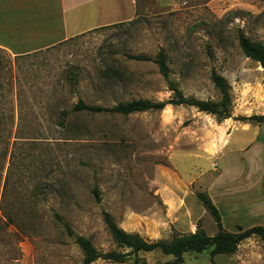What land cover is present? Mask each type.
Here are the masks:
<instances>
[{"label": "rangeland", "instance_id": "rangeland-1", "mask_svg": "<svg viewBox=\"0 0 264 264\" xmlns=\"http://www.w3.org/2000/svg\"><path fill=\"white\" fill-rule=\"evenodd\" d=\"M117 1H107L109 19L124 20L17 56L0 47V264H85L64 224L101 251L116 249L105 210L151 240L199 224L214 235L198 191L216 203L226 229L264 226V147L254 144L264 146V123L239 119L264 114V69L238 44L239 29L264 40V0H135L131 18L126 0ZM162 50L169 79L187 96L218 100L210 75L222 74L231 116L171 104L128 115L71 109L80 97L109 107L168 99L157 63L124 54ZM110 65L125 75L107 76ZM138 255L149 264L173 259L158 249ZM214 262L264 264V241L251 236L230 254L186 251L182 264Z\"/></svg>", "mask_w": 264, "mask_h": 264}, {"label": "trees", "instance_id": "trees-1", "mask_svg": "<svg viewBox=\"0 0 264 264\" xmlns=\"http://www.w3.org/2000/svg\"><path fill=\"white\" fill-rule=\"evenodd\" d=\"M238 44L241 51L252 60L258 62L264 69V40L253 39L243 30H238ZM129 59L154 61L157 63L159 72L167 79L171 95L166 100H151L146 98L130 99L120 101L114 106H105L101 104L88 103L80 97L72 106L73 111L89 112H115L128 115L135 112L146 111L150 109H163L167 105H189L195 106L200 111L215 115L219 120L226 119L230 114V85L227 79L218 71H211V80L219 92V99H201L194 96H187L178 87V85L169 79V68L167 56L164 50L160 51L156 57L145 54L124 53ZM75 73L72 72L70 79L74 80ZM104 73L107 76H124L125 70L122 67L110 65ZM243 121H255L264 123V114H252L250 116H239ZM62 123V122H61ZM63 124V123H62ZM96 198L99 201L100 195L98 188L94 189ZM198 199L203 203L207 211L212 215L217 225V232L214 235L208 234L206 229L199 224L194 232L177 233L170 238H160L151 240L145 238L138 232H130L121 227L109 211H103V218L111 234L112 240L116 244V249L107 251L99 250L89 237L78 234L68 224H64L66 232L74 237L75 243L81 249L83 254V263L89 264L97 259H104L112 262H125L130 256H135L137 264H149L139 257L140 251L160 250L165 254L173 255V259L157 264H182L184 262V253L186 251L201 252L211 248V255L230 254L237 250L238 245L251 236H258L264 241V226L261 224L253 225L249 228H239V231H231L224 227L222 216L218 206L211 197L203 191L196 193ZM55 217L61 220L58 213ZM215 264V262H214Z\"/></svg>", "mask_w": 264, "mask_h": 264}, {"label": "crops", "instance_id": "crops-1", "mask_svg": "<svg viewBox=\"0 0 264 264\" xmlns=\"http://www.w3.org/2000/svg\"><path fill=\"white\" fill-rule=\"evenodd\" d=\"M107 1L0 0V34H3L0 36L14 39V45L24 49L11 50L8 43L1 39L0 47L17 56L49 47L95 27L124 20L125 18L109 19L110 7ZM117 2L121 3L119 0ZM126 2L131 8L127 18H131L135 14L136 2ZM46 38L53 39L45 42ZM254 144L264 147L258 140Z\"/></svg>", "mask_w": 264, "mask_h": 264}, {"label": "bare ground", "instance_id": "bare-ground-1", "mask_svg": "<svg viewBox=\"0 0 264 264\" xmlns=\"http://www.w3.org/2000/svg\"><path fill=\"white\" fill-rule=\"evenodd\" d=\"M221 131H222V134H223L224 130L222 129ZM218 138H219V137H218ZM225 138H226V137H225ZM216 140H217V139H216ZM227 140H228V139H224V143H226ZM218 147H220V146H218ZM218 147H217V149H218ZM213 151H214L213 153H215V152H216V148H215V149L213 148Z\"/></svg>", "mask_w": 264, "mask_h": 264}, {"label": "built area", "instance_id": "built-area-1", "mask_svg": "<svg viewBox=\"0 0 264 264\" xmlns=\"http://www.w3.org/2000/svg\"><path fill=\"white\" fill-rule=\"evenodd\" d=\"M195 229H196V225H194V226L192 227V231L194 232Z\"/></svg>", "mask_w": 264, "mask_h": 264}]
</instances>
